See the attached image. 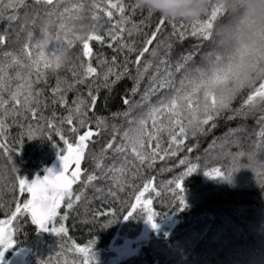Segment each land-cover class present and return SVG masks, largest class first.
Listing matches in <instances>:
<instances>
[{
	"label": "trees",
	"instance_id": "trees-1",
	"mask_svg": "<svg viewBox=\"0 0 264 264\" xmlns=\"http://www.w3.org/2000/svg\"><path fill=\"white\" fill-rule=\"evenodd\" d=\"M122 2L129 19L122 25L125 31L120 34V39L112 41L107 37L108 21L101 13V19L97 22L101 27L97 34H103L105 40L89 41L92 49L90 57L83 55L82 43L74 41L68 49V60L59 69L44 67L46 61L54 60L53 53L59 54L57 50L61 48V43L67 44L58 23L50 27L52 39L39 50L43 51L44 59L39 64L42 80L36 86L43 89L38 114L32 117L21 109L17 116L9 108L8 113L0 117L6 120L0 128V143L5 145L0 149V220H7L15 210V204H22L29 198L27 193L18 191L20 178L35 179L55 161L58 163L57 158L66 151L61 135L69 143H74L84 131L91 129L99 132L90 138L91 151L86 150V158L81 162L80 180L73 185V208H67L66 198L54 222L49 224L56 228L63 226L66 232L56 234L41 231L31 222L30 214H19L10 226L14 243L5 251L3 258L18 247L26 246L30 252L23 264H264V138L260 135L264 129L260 117L264 112L258 98L254 111L244 105L247 97L264 83V79L256 78L253 85L245 84L239 88L226 109H221L218 115L212 113L214 120L202 126V134L193 135L189 129L188 136L181 138L183 144L179 148L172 146L171 150L176 154L167 155L163 160L159 156H164L171 139L168 133L169 119L179 117L174 113L160 114L156 122L163 130L157 134L153 119L146 116L151 106L158 105L160 100L167 103L166 98L174 97L175 89L180 88L185 73L176 72L174 65L181 54L192 53L187 68L207 71L210 68L206 59L208 54L226 57L240 52H258L264 50V39L255 46L230 43L228 38L214 30V42L205 41L190 34L192 22L185 19L183 24L186 30L181 38L173 34L170 24H165L158 34V40L149 46V53L141 57V71L145 61L152 60L153 67L144 74L139 91L133 96L131 89L135 85L133 77L136 76L137 65L132 61L155 31L159 13L150 15L146 8H137L136 0ZM22 3L25 6L21 7ZM216 5L212 0L208 17ZM218 6L222 11L213 21L214 28L218 21L230 18L223 7ZM31 8L33 0H0V33L9 37L6 45H0V56L5 51L18 52L24 43L35 45L40 40V25L47 23V20L42 19L33 26L26 20ZM119 16V13H114L111 24H115ZM85 23L90 21L86 20ZM29 31L33 33L32 41L27 39ZM176 31L180 32L181 29L177 27ZM58 33L61 36L59 41L55 38ZM165 41L172 46L167 69L173 73L171 79L174 85L157 88L154 94L142 100L149 77L156 74L157 61L151 57V49L158 42ZM33 52L38 55L34 47ZM163 52L162 43L160 59L166 58ZM89 65L97 71L85 76L84 70ZM165 67L160 65L161 79L166 75ZM109 68L113 74L105 80ZM125 69L131 75L113 84L115 73H123ZM58 78L62 91L53 93ZM32 79L35 80V71ZM80 80L84 82L78 83ZM15 84L13 82V88ZM69 84L74 85L71 90L68 89ZM106 84L108 87H105ZM89 91L97 97L95 107L90 103ZM191 91V86L185 81L181 95ZM214 95L218 98L219 93ZM78 97L88 101L85 109L88 125L84 128H80L76 119L73 125L66 123L69 109L75 108L73 101ZM4 98H9L7 93H4ZM125 98L132 104H125ZM62 100L67 103H62ZM203 100L204 90L201 89L192 95V106L195 107L196 101L202 104ZM211 101L212 95H209V104ZM137 103L141 106L134 108ZM242 106L243 112L237 115ZM130 108L133 110L125 116L124 113ZM3 111L0 108V112ZM71 114L76 115L74 112ZM181 115L187 116V110ZM140 118L146 120L145 131L153 133L151 139L144 137V150L151 151L157 143L161 145L159 155L151 165L147 161L141 164L132 151V144L123 137L125 131L138 127V124L130 122ZM200 118L203 119V116ZM183 123L187 124V120ZM72 127H76L77 132H72ZM114 127L118 131H114ZM230 130L236 134L226 139ZM30 133L34 139H28ZM130 136L134 137L135 131L130 132ZM109 143L114 148L124 145L123 153L118 154L114 148H107ZM101 149H104L103 154ZM92 153H96V160L91 158ZM181 160L185 161L184 165L180 164ZM190 165H196L197 170L183 178L181 191L176 182L181 180ZM216 170L223 177L216 176ZM88 175L96 179L87 181ZM229 176L230 179L227 178ZM144 184H148L147 191ZM141 192L144 195L138 202L136 197ZM75 195H80L81 199L75 200ZM182 196L185 199L183 208L179 205ZM133 204L136 205L135 209L131 207ZM149 211L155 213L153 218L157 227L153 228L151 223L149 233L143 236L147 232ZM129 213L132 215L125 219ZM122 245H128L131 252L122 259L112 261L113 247Z\"/></svg>",
	"mask_w": 264,
	"mask_h": 264
},
{
	"label": "snow or ice",
	"instance_id": "snow-or-ice-1",
	"mask_svg": "<svg viewBox=\"0 0 264 264\" xmlns=\"http://www.w3.org/2000/svg\"><path fill=\"white\" fill-rule=\"evenodd\" d=\"M25 6V3L21 4V7ZM43 6V7H41ZM137 8H140L136 5ZM150 15H154L159 12L148 10ZM222 9L216 5L212 8L210 17L206 12L198 19H191V35L198 36L201 39L208 41L212 40L214 42V26L213 21L217 19L218 12ZM101 13L107 18L109 30L107 32V37L112 41H118L120 39V34L125 31L124 25L129 17L125 15V5L122 0H33V8L29 10L26 14V20L30 21L33 26H36L42 19L47 20V23L41 24V38L36 42L35 45L31 43H24L23 46L18 50V52H8L5 51L3 56H0V108L4 111L0 112V117L5 116L8 113L9 108L19 116L20 110L23 109L25 112L29 113L32 117L38 114V108L40 105L39 97L43 93V89H39L36 86L42 80V74L39 70V64L41 59H44L43 51H39L47 46L48 42L52 39L49 35V28L55 26L58 23L60 31L63 33L67 40L66 46L61 43V48L57 50V53H53L54 60L46 61L44 64L45 68L59 69L62 64L68 60V49L71 48L74 41L82 43L83 55L85 57H90L92 54V49L90 47L89 41L96 40L103 42L105 36L103 34H97L98 28L101 26L97 23L101 19ZM114 13H119V19L115 24H111L114 17ZM55 17V20H53ZM202 17H208L203 19ZM16 19V17H12ZM88 20L90 23H85ZM177 20L180 21L177 24ZM182 18H177L175 16H164L159 13L158 23L156 25L155 31H153L150 37L145 41V45L142 50L139 51V55L136 57L133 64L137 65L136 76L133 77L135 80V85L131 89V94L135 96L139 91L140 81L144 78V74L148 72L149 68L153 67V61L148 60L143 62V70L141 71V57H144L146 53H149V46L153 45L154 41L158 40V34L161 33L162 28L165 24H170L172 27L173 34L181 36L182 32L186 29L184 28ZM179 27L180 32L176 29ZM82 33V35H78ZM71 37V38H68ZM33 33L29 31L27 33L28 41L33 40ZM58 41L61 40V36L58 33L55 37ZM9 37L3 33H0V45H6ZM163 43L164 52L163 55L165 59H160L161 46ZM33 47L38 50V55L34 54ZM122 47H127V45H122ZM171 44L167 42H158L156 47L151 49L150 55L154 58L157 63L155 65L156 74L149 77L148 87L142 96V100L147 99L151 94L156 92L157 88L173 87L174 81L171 79L173 73L168 71L167 66H170V54H171ZM134 50V49H130ZM206 59L210 64V68L207 71L201 70L200 68L189 69L186 67L188 61L192 60V53L181 54L179 59H177L174 67L176 72L183 71L185 73L184 78L180 81V88L175 89L176 95L171 99L160 100L158 105H153L149 108L146 116L153 119V128L158 134L163 129L157 126L156 118L165 112L175 114L178 119H169L168 133L170 136V145L168 150L165 152L164 156H159V159L163 160L167 155H175L171 148L175 145L177 148L183 144L184 140L182 137H187L189 129L193 135L202 134L203 125H208L214 120L212 113L219 114L221 109H226L236 94L237 90L243 87L245 84L253 85L256 82V78L264 79V50L253 53H236L230 56H221L210 53L207 55ZM115 61V57L113 58ZM227 60V63L224 61ZM160 65H165V73L163 79H161ZM35 71V80L32 79L33 72ZM96 68L89 65L84 70V75H90L96 73ZM112 69L109 68L108 73L105 75L104 79L107 80L109 75H112ZM195 74V75H194ZM131 74L127 69L123 73H115L116 80L113 84L118 83L124 76H130ZM185 81L191 86V93L181 95L185 89ZM13 82H16L15 88L12 87ZM83 80L78 81V83H83ZM61 81L57 79L56 87L53 89V93L62 91L60 87ZM74 85L69 84L68 89L71 90ZM105 87H108L106 84ZM201 89L204 90V100L201 104L200 101L195 102V107H193L192 95L199 92ZM219 93L218 98L214 93ZM4 93L8 94V99L4 98ZM90 103L92 107H95L96 96L92 95V92L88 93ZM209 95H212L211 104L208 102ZM257 98L259 99V105L261 106V111L264 112V83L259 85L258 89H255L252 95H249L244 101V105L248 107V110L254 111L257 107ZM62 103H67L66 100H62ZM125 104H132V101L125 98ZM75 105L74 109H69L70 115L68 116L66 123L68 125H73L74 119L78 120L80 128H84L88 125V115L85 110L88 106V101L83 97H78L77 100L73 101ZM141 105L139 103L135 104L133 107L138 108ZM187 110V116H182L181 113ZM133 109L130 108L128 112L124 115L128 116ZM75 113V117L71 113ZM243 112L242 109L237 112L240 115ZM203 116V119L200 117ZM187 120V124L183 121ZM145 118H140L138 121L133 120L130 123L138 124L135 129H129L123 133L125 140L130 141L132 144V151L136 153L137 158L141 164L146 161L151 165L152 162L159 155L161 145L157 143L151 151L144 150V137L147 136L149 139L153 136L152 132H146ZM260 122L264 123V115L260 117ZM6 123L5 119H0V128ZM215 127V124H213ZM178 129V131H177ZM72 132H77L76 127L70 129ZM114 131H118L115 127ZM135 131V136H130V132ZM99 132H93L91 129L84 131L82 135H79L78 141L74 143H69L64 136L61 135L60 139L64 141L66 145V151L59 158L62 162V170L56 172L53 168L46 169V174L42 177L37 176L35 179L28 180L27 178H20L18 180V191L20 193H27L29 198L24 200L23 203H16L15 210L11 212V215L7 220H0V262L3 261L5 251L10 248L13 241V233L11 229L12 222L18 217L19 214L27 213L31 216V222L37 226L38 229L43 231H51L56 234L66 232V229L61 226L56 228L55 226H49L50 223L54 222L58 215V209L61 208V204L65 203L67 198L66 206L69 209L73 208V185L77 184L80 180L82 168L81 162L86 158V150L90 149V138L98 135ZM233 130H230L226 134L227 139L230 135H235ZM261 137L264 138V129L261 130ZM35 137L30 133L28 139H34ZM115 139V137H114ZM157 140L159 136L157 135ZM22 143V142H21ZM215 144V142H213ZM5 147L4 144L0 143V149ZM107 148L113 149L114 145L109 143ZM124 145L115 146L114 150L118 154L123 153ZM191 149H189L190 151ZM104 149H101V154H103ZM66 153V154H65ZM238 155H243V153H238ZM93 160H96V153H92ZM181 165L185 164L184 160L180 161ZM70 166H73L70 168ZM100 167L99 163L96 165ZM197 170L196 165H190L181 177L180 181H177V187L183 191V178L192 174ZM206 175H212L211 173H205ZM216 176L223 177V174L219 171H215ZM230 179L231 177H227ZM96 177L92 175L87 176V181H93ZM144 190H148V184H144ZM144 195V192L140 193L136 199L139 202L140 197ZM80 195H75V200H80ZM148 204L151 201H147ZM179 205L181 208L185 206L184 197H180ZM133 209L136 205L131 206ZM124 218L127 219L131 216ZM155 213L149 211L147 220L152 223L153 228L157 227L154 220ZM5 225L9 227H4Z\"/></svg>",
	"mask_w": 264,
	"mask_h": 264
},
{
	"label": "clouds",
	"instance_id": "clouds-1",
	"mask_svg": "<svg viewBox=\"0 0 264 264\" xmlns=\"http://www.w3.org/2000/svg\"><path fill=\"white\" fill-rule=\"evenodd\" d=\"M137 5L164 16L185 20L204 15L212 0H136ZM230 17L218 21L214 30L230 43H246L252 46L264 39V0H215Z\"/></svg>",
	"mask_w": 264,
	"mask_h": 264
},
{
	"label": "water",
	"instance_id": "water-1",
	"mask_svg": "<svg viewBox=\"0 0 264 264\" xmlns=\"http://www.w3.org/2000/svg\"><path fill=\"white\" fill-rule=\"evenodd\" d=\"M48 168H53L56 172H58V166L56 165V163L51 164ZM29 252L30 250L26 246H22L20 248L18 247V249L12 252L11 255H9L6 259H3V261L0 262V264H23L25 259L29 255Z\"/></svg>",
	"mask_w": 264,
	"mask_h": 264
},
{
	"label": "rangeland",
	"instance_id": "rangeland-1",
	"mask_svg": "<svg viewBox=\"0 0 264 264\" xmlns=\"http://www.w3.org/2000/svg\"><path fill=\"white\" fill-rule=\"evenodd\" d=\"M57 161H58V163H56V161L54 162V164L56 163V165L58 166V172H60L61 170H62V162H61V160H60V158L58 157L57 158ZM71 167H73V166H70V168ZM48 168V167H47ZM46 168V169H47ZM46 169H45V171H46ZM44 171V173L40 176V177H42V176H44L45 174H46V172ZM57 172V173H58ZM147 205H144V207H146ZM150 225H151V222H149L148 220H147V232L146 233H144L143 234V236H146L148 233H149V227H150ZM125 241V240H124ZM8 250V249H7ZM113 252H114V255H113V257L111 258V260L112 261H116V260H118L119 258H121L122 259V257H124V256H126L129 252H131V248L128 246V245H122V246H114L113 247V250H112Z\"/></svg>",
	"mask_w": 264,
	"mask_h": 264
},
{
	"label": "bare ground",
	"instance_id": "bare-ground-1",
	"mask_svg": "<svg viewBox=\"0 0 264 264\" xmlns=\"http://www.w3.org/2000/svg\"><path fill=\"white\" fill-rule=\"evenodd\" d=\"M14 251H15V250H14ZM14 251H13V252H14ZM3 259H6V258H3Z\"/></svg>",
	"mask_w": 264,
	"mask_h": 264
}]
</instances>
